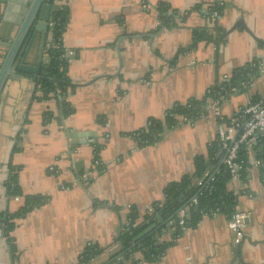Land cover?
Returning <instances> with one entry per match:
<instances>
[{
	"label": "crops",
	"instance_id": "obj_1",
	"mask_svg": "<svg viewBox=\"0 0 264 264\" xmlns=\"http://www.w3.org/2000/svg\"><path fill=\"white\" fill-rule=\"evenodd\" d=\"M9 2L0 0V18ZM159 4L181 13L200 9L177 27L155 33L160 25ZM56 7L67 8L68 13L62 42L74 52L68 76L75 90L67 97L74 113L61 120L58 100L36 99L37 82L26 75L11 76L3 90L1 211L14 213L24 205L23 198L6 203L9 165L19 168L25 196L49 201L15 221L11 233L15 253L11 251L10 257L4 244L1 264H79L90 244L106 250L95 264L120 252L117 239L128 226L131 208L137 209L140 223L153 204L163 202L167 186L195 175L197 157L204 158L205 175L210 176L224 159L215 144L218 121L207 109L194 123L179 118L180 124L166 130L154 145L139 147L130 135L145 129L152 119L163 121L178 104L205 99L236 69L264 61V0H62ZM18 10L19 24L26 8ZM241 20L246 29L237 26L220 43L224 34L219 30L226 34ZM195 30L206 31L211 41L193 47ZM8 31L0 33L4 36ZM14 34L15 30L11 37ZM40 40L39 35L30 64L37 62ZM0 42L4 54L8 43L4 38ZM53 42L49 28L42 68L50 64L46 49ZM254 96L264 98V72L252 87L222 98L224 116H234ZM96 146L102 147L100 164L95 163ZM222 170L224 163L213 176ZM227 189L237 197V211L249 215L242 243L234 242L227 217L219 213L204 216L196 228L175 239L174 231H166L162 241L175 243L160 261L144 262L140 254L136 259L141 264H264L260 168H251L244 178H231Z\"/></svg>",
	"mask_w": 264,
	"mask_h": 264
},
{
	"label": "trees",
	"instance_id": "obj_2",
	"mask_svg": "<svg viewBox=\"0 0 264 264\" xmlns=\"http://www.w3.org/2000/svg\"><path fill=\"white\" fill-rule=\"evenodd\" d=\"M62 0H49L52 6L51 19L54 23L52 30L54 38L53 44L49 45L46 49V54L50 58V64L47 66L49 79L40 77L37 81L36 93L40 95L36 99L38 100H50L56 98L60 105V119H66L74 113V109L67 102V97L71 92L75 90V86L72 84L68 76V69L70 64V57H66V50L63 47L62 37L68 24V13L64 9L57 8L56 2ZM200 7H196L187 13H181L178 10L171 9L168 5L159 4L156 11L159 15L160 25L155 33L160 32L162 29H173L180 23H184L192 11L199 10ZM215 11L221 12V8H215ZM225 35L223 31L219 30V34ZM193 47L199 42L211 41V37L206 31L195 30L193 32ZM218 40V39H217ZM219 41V40H218ZM217 41V46H220ZM260 60H255L257 63ZM44 71V67L42 68ZM259 75L258 67H254L253 64H249L245 67L236 69L231 78L222 84H217L211 88L203 100H192L186 105H176L168 111L163 121L150 120L147 127L138 132L132 133L130 136L136 140L139 147H146L154 145L164 135L166 130L176 127L179 123V118L185 121L194 123L203 112H205L206 100L211 98L218 100L231 93L232 89H236L239 92H243L248 89L249 84L253 82ZM262 101V97L254 96L252 103H258ZM50 115L46 116L48 121ZM101 146L95 148V163H99L98 154L101 151ZM256 156L259 159H264V138L261 139L259 145L256 148ZM240 161L243 162V168L247 167V158L245 152H241ZM196 173L194 176H183V178L176 183H172L164 190L163 202L155 203L151 206L153 214L147 213L144 215L142 221L139 223V213L135 207L131 208L128 214V226L123 230L117 243L121 247V251L112 255L107 261L100 262L98 264H141L144 262H157L160 261L165 255L166 251L174 245V241L163 242L162 238L166 231L175 228V234L173 239L179 236L180 229L178 227V214L181 210L189 208V219L186 224L190 229L196 228L202 221L204 216L223 214L227 219H232L238 212V200L233 193L227 189L230 181V175L225 167V170L220 171L217 175H208L205 178L207 167L204 158L197 157L195 159ZM245 169L242 171L243 178L245 176ZM262 179L264 182V164L260 168ZM18 167L9 165V178L6 182V190L8 200H12L15 197H21L24 200V205L16 212L10 213L8 210L1 213V232L5 239V244L11 248L14 256L15 246L11 237V233L15 228V221L24 217L35 209L45 206L49 199L42 196H25L19 185L18 180ZM98 172H102V169L98 166ZM228 174V176H227ZM199 185L198 181L203 179ZM196 199L197 204L192 205V201ZM97 205H99L97 203ZM100 205L107 206V203H100ZM119 209V207H115ZM160 215L163 220V225L153 232L146 234L137 241H134L136 237L141 235L150 226L156 223L157 216ZM173 222L172 226L169 223ZM135 225V227H134ZM106 253L105 249L98 247L97 245H88L80 255L79 264H95ZM140 254L143 260L136 259V256Z\"/></svg>",
	"mask_w": 264,
	"mask_h": 264
},
{
	"label": "water",
	"instance_id": "obj_3",
	"mask_svg": "<svg viewBox=\"0 0 264 264\" xmlns=\"http://www.w3.org/2000/svg\"><path fill=\"white\" fill-rule=\"evenodd\" d=\"M19 7H25L26 12L22 17L21 22L18 24V18L20 16V11L18 10ZM51 10H52V6L49 3V0H10V2L7 3L6 13H4L3 16L0 18V31L9 29L7 35L5 34L3 36L2 33H0V40L4 38L8 43V48L4 54H2L0 50V57L3 58L0 64V99L7 82L13 75H17V74L26 75L36 82L39 80L40 77H44L46 80L51 81L49 79V74L47 72L49 68L44 67V71H42V58L44 55V50L46 45L45 42L49 30L48 22L51 18ZM64 11L67 12V8H65ZM12 16H14V18L10 19ZM239 25L245 28L244 21L243 20L239 21L237 25H235V27H233L231 30L226 32V34L219 40V42L222 43L224 39L231 32H233ZM14 30H15V34L13 35V37H11V34ZM39 35L41 36V40H40V49H39L37 62L35 64H30L29 58L31 56V50L33 48L34 43L37 41V37ZM251 36L256 41H259L253 35ZM122 41H123L122 39L119 41V46L121 45ZM1 44L2 43L0 42V45ZM263 108H261L259 111L253 114L245 123H243L240 129ZM238 131L236 132L229 147V150L226 153L220 165L227 157ZM69 137L76 138L74 133H69ZM220 165L218 166V168L220 167ZM218 168L216 169V171L218 170ZM215 172L213 173V175L215 174ZM6 195H7V190H6ZM7 202H8V197H6V203ZM1 213L2 211H1V193H0V223H1ZM156 218H157L156 223L150 226L141 235L136 237L134 241L139 240L146 234L153 232L154 230L158 229L159 226L163 225V220L161 216L158 215ZM119 233H120V229L117 230L118 235ZM4 244H5V239L3 238L0 227V264L3 254ZM8 251L11 257V250L9 247H8Z\"/></svg>",
	"mask_w": 264,
	"mask_h": 264
},
{
	"label": "built area",
	"instance_id": "obj_4",
	"mask_svg": "<svg viewBox=\"0 0 264 264\" xmlns=\"http://www.w3.org/2000/svg\"><path fill=\"white\" fill-rule=\"evenodd\" d=\"M143 8L148 9L149 7L146 4H143ZM214 17H218L217 12L214 13ZM48 27L52 28V30L54 28V23L52 22L51 18L48 22ZM54 47L58 48L57 45H55ZM65 56L72 58L74 57V52L66 50ZM252 64L254 67H258L259 73L264 72V61H258L257 63ZM228 80L229 79H224L223 83L227 82ZM249 87H252V83L249 84ZM235 92L238 91L236 89L231 90V93ZM221 102L222 98L218 100L209 98L206 100L205 109L211 111L218 121L215 144L222 151L225 157L236 132L240 129L242 124L245 123L253 114L264 107V98H262V101L258 103H249L248 105L240 109L237 114L228 118L224 116L223 111L221 110ZM262 138H264V108L238 131L232 147L223 162L231 178L240 179L242 176V171L245 169L243 168V162L240 161L241 152H245V156L248 160L245 172L249 171L253 167L261 168V166H263L264 159H259L256 156V148ZM50 171L55 172V168L50 167ZM207 176L208 175H205V178ZM203 180L204 178L199 180L198 184L200 185ZM13 200L20 201L21 197H15ZM196 204L197 200L194 199L192 201V205ZM148 213L153 214V209L149 208ZM248 218V213L237 212L232 219L228 220V227L235 234L234 242L236 244H240L244 240L246 220ZM188 219L189 208L187 207L181 210L178 214V227L180 229V233H184L189 229L186 224ZM172 225L173 222H170L169 226ZM170 231H175V228H172V230L170 229Z\"/></svg>",
	"mask_w": 264,
	"mask_h": 264
}]
</instances>
